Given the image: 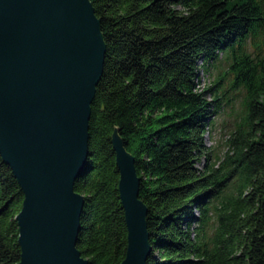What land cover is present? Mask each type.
Masks as SVG:
<instances>
[{"label":"trees","instance_id":"trees-1","mask_svg":"<svg viewBox=\"0 0 264 264\" xmlns=\"http://www.w3.org/2000/svg\"><path fill=\"white\" fill-rule=\"evenodd\" d=\"M90 1L105 51L73 181L83 195L80 254L87 264L124 255L115 125L147 208L145 264H264V0ZM220 62L223 72L197 87L198 69ZM230 96L235 119L217 152L203 136ZM21 198L0 156V264L19 259Z\"/></svg>","mask_w":264,"mask_h":264},{"label":"water","instance_id":"water-1","mask_svg":"<svg viewBox=\"0 0 264 264\" xmlns=\"http://www.w3.org/2000/svg\"><path fill=\"white\" fill-rule=\"evenodd\" d=\"M105 43L90 0H0V156L22 198L15 264H87L76 247L88 117ZM112 127L126 225L118 264L151 250L133 156Z\"/></svg>","mask_w":264,"mask_h":264},{"label":"rangeland","instance_id":"rangeland-1","mask_svg":"<svg viewBox=\"0 0 264 264\" xmlns=\"http://www.w3.org/2000/svg\"><path fill=\"white\" fill-rule=\"evenodd\" d=\"M225 68L224 62H220L219 64H215L214 66H210L207 70L203 68L198 69V79H197V87H201L202 85L209 83L211 79L214 78L216 73L223 72ZM229 74H225L222 78L221 86L219 87L220 90L228 86L227 79ZM234 88H229L230 94H232ZM223 102L222 107L220 110L213 115V123L211 129L208 134H204L203 141L205 144L212 145L214 150L217 152H221L225 148L224 139L227 136L230 127L233 125L232 122L234 121L235 116V109L238 106V101L236 100L235 96H230V101ZM232 103V104H231ZM210 134V136H208ZM203 162V158L201 157L196 164L200 166Z\"/></svg>","mask_w":264,"mask_h":264},{"label":"bare ground","instance_id":"bare-ground-1","mask_svg":"<svg viewBox=\"0 0 264 264\" xmlns=\"http://www.w3.org/2000/svg\"><path fill=\"white\" fill-rule=\"evenodd\" d=\"M85 165V164H84ZM84 168V167H83Z\"/></svg>","mask_w":264,"mask_h":264}]
</instances>
